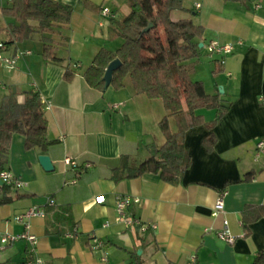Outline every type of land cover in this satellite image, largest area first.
Instances as JSON below:
<instances>
[{"label": "crops", "instance_id": "obj_1", "mask_svg": "<svg viewBox=\"0 0 264 264\" xmlns=\"http://www.w3.org/2000/svg\"><path fill=\"white\" fill-rule=\"evenodd\" d=\"M56 1L74 10L71 24L57 28L52 36L58 61L46 59L44 44L34 42V37L7 43L17 23L4 16L0 24V35L6 36L0 41L7 44L4 55L32 52L20 59L16 69L0 67V107L10 88L17 90L20 103L25 102L26 92H39L52 143L28 151L24 137L17 135L7 156L0 157V173L9 171L28 184L22 190L12 189L13 201L0 206V248L4 235L23 232L17 216L33 206L46 213L45 218L32 220L31 230L39 239L36 255L27 243H11L0 250V264H25L37 256L45 264H188L193 256L197 264H254L264 251V218L253 222L246 236L242 214L247 206H264V150L259 154L257 148L264 140V0H197L191 8L185 7L181 19H192L205 29L199 41L201 60L192 79L203 82L208 94L219 93L230 111L213 131L218 139L213 152L203 145L210 134L206 126L187 132L185 146L192 164L177 186L156 174L128 178L132 168L150 157L152 146L164 144L160 128L168 116L164 106L137 95L133 87L134 93H127L126 83L123 90L114 91L115 97H107L112 87L106 92L91 88L84 79L89 67L82 61L94 60L102 48H94L86 57L82 52L67 54L62 47L75 44L77 31L86 34L93 29L94 34L101 28L104 33L108 26L111 37L115 21L102 12L109 8L118 20L119 9L97 0ZM214 41L234 46L224 66L219 56L207 51ZM67 71L73 73L71 80L66 79ZM156 109L161 112L158 118ZM203 114L207 122L215 117L213 111ZM170 126L176 129L172 117ZM42 155L52 159L54 171L44 170L39 162ZM67 158L78 167L67 166ZM88 164L91 167L86 169ZM223 192L226 209L215 217ZM117 196L140 199L129 216L157 229L142 232L117 224ZM225 220L236 238L234 244L218 237ZM75 228L78 235L73 238ZM93 236L103 241L104 251H92ZM104 252L108 262L102 261Z\"/></svg>", "mask_w": 264, "mask_h": 264}, {"label": "trees", "instance_id": "obj_2", "mask_svg": "<svg viewBox=\"0 0 264 264\" xmlns=\"http://www.w3.org/2000/svg\"><path fill=\"white\" fill-rule=\"evenodd\" d=\"M184 1L129 0V15L121 20L112 19L115 22L111 37L122 39L123 45L116 52L99 50L84 73V79L91 88L104 91L106 71L112 62L120 59L122 66L114 74L112 89L123 90L127 78H130L137 95L162 101L167 111L168 116L160 122L164 144L152 146L150 157L132 168L128 178L156 174L165 183L180 185L192 164L185 146L187 132L206 126L210 134L203 145L208 152H213L218 141L213 131L230 111V105L223 101L219 93L208 94L203 82L192 79L201 60L199 41L204 37L205 29L192 19H173L174 12L186 11ZM2 12L17 23L7 43L30 40L39 32L44 44V57L58 61L52 36L57 28L71 24L74 12L72 6L56 0H10V6ZM72 78L73 73L67 71L66 79ZM18 94L16 89L10 88L0 107V157L7 156L17 135L24 137L25 149L28 151L46 149L52 144L47 134L48 119L41 94L34 90L28 91L23 103H20ZM204 111L214 112L215 117L211 122L206 121ZM170 117L176 124L174 131L170 126ZM12 189L6 185L0 187V206L13 201L9 196ZM263 218L264 206L250 205L244 209L242 225L246 236L253 222ZM254 264H264V251L257 255Z\"/></svg>", "mask_w": 264, "mask_h": 264}, {"label": "built area", "instance_id": "obj_3", "mask_svg": "<svg viewBox=\"0 0 264 264\" xmlns=\"http://www.w3.org/2000/svg\"><path fill=\"white\" fill-rule=\"evenodd\" d=\"M201 7V6H199ZM102 14L106 17H110L112 19L117 18V14L114 13L112 10H109V8H106L103 10ZM207 47V51L211 56H219V64L220 66H224L226 63V58L234 53V46L229 44H222L220 42L214 41L211 42ZM7 48V44L4 42H0V67L7 68L10 70L16 69L18 66V62L21 58L27 55H32L31 51L28 52H16L13 56H6L5 51ZM115 108V107H114ZM257 148L259 151V154L263 152L264 150V140H260L257 144ZM65 161V164L67 166L77 168L78 163L70 158H67ZM91 166L88 164L85 166L86 169H89ZM0 181L4 183V185L13 188V190H22L23 188H26L28 186L27 183L22 181V179H19L17 176H15L11 172L3 171L0 173ZM73 184H76L75 181ZM226 192H223L220 195V198L218 199L216 203V207L214 208L213 216L217 217L218 215L222 214L224 212L225 208V197ZM98 203H103V198L97 199ZM51 206H55L56 202L54 200L49 201ZM140 199L132 198L129 196H117L116 198V223L123 226L125 229L130 230L133 228H138L142 232H148L149 230H156L157 226L152 224H146L139 218H134L129 216L128 211L129 209L135 204H140ZM45 218L46 213L45 210L42 207L39 206H33L29 208L27 211L23 213V215H19L16 218V221L23 227V232L19 235H12L7 234L4 235L1 239L2 247L0 250L4 249V246L11 244V243H27L31 250L30 252L32 254L36 255L37 248L39 245V239L38 237L32 232V220L35 218ZM78 235V228H75L74 232L70 235L73 238H76ZM218 237L228 243V244H234L236 238L231 233L229 229V222L227 220L224 221V229L220 232H218ZM91 249L94 252L97 251H104L105 245L102 240L97 238L96 236L92 237L91 240ZM107 252H104L102 261L108 262V254ZM25 264H45L43 259L39 258L38 256L35 257L33 260L27 261ZM188 264H197V259L195 256H193Z\"/></svg>", "mask_w": 264, "mask_h": 264}, {"label": "rangeland", "instance_id": "obj_4", "mask_svg": "<svg viewBox=\"0 0 264 264\" xmlns=\"http://www.w3.org/2000/svg\"><path fill=\"white\" fill-rule=\"evenodd\" d=\"M95 1L96 0H88V2H92V3H94ZM97 1H100L101 5H103V6L107 5L112 9H119V20L123 19L130 12L129 0H97ZM194 1L198 2L197 0H193L190 2L188 0H185L184 6L191 8V6H193ZM9 5H10V0H0V24L4 23V21L6 20V18L2 14L3 12H2L1 8L7 7ZM194 6H196V5H194ZM182 15H183V12L177 11V12H174L172 14V17L174 20L178 21L182 18ZM105 21H107V20H105ZM109 24L110 23L107 22V25H109ZM90 30H92V33H86V34L83 32L77 31L78 35L75 36V37H77L75 44L72 45L71 47L63 45L62 47L65 48L64 51H66L67 54L71 53V52H73L74 54H77V52H82L84 55H86V57H88V55H90V51L92 52L94 50V48H96V47H97V49L102 48V49L112 50V52H116L123 45L122 39H112V37L109 36L108 26H107V29H104V33L102 32L101 28H97L95 30L94 34H93V29H90ZM68 35L72 36V34L70 32ZM40 37L41 36H40L39 32L35 33V36H34L35 40H33V41L36 43H43ZM5 38H6V36L3 37L0 35V41L4 40ZM85 45H87L86 46L87 50L86 49L84 50ZM36 48L38 50H41L42 45H37ZM66 48L67 49L69 48V49L67 50ZM37 49H36V51H37ZM72 49H73V51H71ZM82 62L84 64L85 68H88L91 66L93 59H90V57H89V60H88V58H86V60H83ZM126 84H127L126 92L129 94L134 93L133 88H132L133 87L132 82H131L130 78H127ZM114 91H115V89L111 88V90L107 93V97H115L116 93ZM143 97L146 98V96H143ZM154 103H156L155 105H163V103L161 101H156ZM162 111H164V110H162ZM159 113H161V112L158 109H156V112H155L156 118H158L160 116Z\"/></svg>", "mask_w": 264, "mask_h": 264}, {"label": "water", "instance_id": "obj_5", "mask_svg": "<svg viewBox=\"0 0 264 264\" xmlns=\"http://www.w3.org/2000/svg\"><path fill=\"white\" fill-rule=\"evenodd\" d=\"M203 44H200V48L202 49ZM122 66V62L120 59L115 60L114 62H112V64L109 65L106 74L104 76V83H105V90L104 92H106L112 85V81L114 78V74L116 71H118ZM223 90L221 89V94H223ZM39 162L41 163L42 167L44 168L45 171L47 172H52L54 171V165L52 162V159L46 155H42L39 157ZM4 183L2 181H0V186H3Z\"/></svg>", "mask_w": 264, "mask_h": 264}]
</instances>
